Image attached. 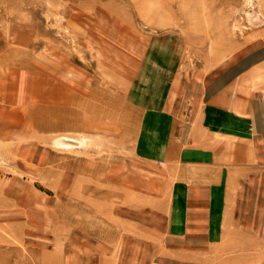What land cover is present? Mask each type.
Returning <instances> with one entry per match:
<instances>
[{
  "label": "rangeland",
  "instance_id": "374dc122",
  "mask_svg": "<svg viewBox=\"0 0 264 264\" xmlns=\"http://www.w3.org/2000/svg\"><path fill=\"white\" fill-rule=\"evenodd\" d=\"M230 73L224 96L254 121L264 0H0V84L19 88L0 132V264H39L78 221L66 212L119 232L116 264H264V143L242 170L175 159L185 92Z\"/></svg>",
  "mask_w": 264,
  "mask_h": 264
},
{
  "label": "crops",
  "instance_id": "0c3cea01",
  "mask_svg": "<svg viewBox=\"0 0 264 264\" xmlns=\"http://www.w3.org/2000/svg\"><path fill=\"white\" fill-rule=\"evenodd\" d=\"M227 75L208 84L205 89L192 88L189 93V90L185 92L187 97L185 105L176 115L179 126L175 159L178 164L208 165L206 160L213 158L214 161L226 165L222 167L225 170H242L253 160L256 162L260 160L259 156L257 158L255 148L258 145L261 147L264 143V109H255L254 121L249 122V105L246 98L230 90L233 98L227 102L224 94L229 90L227 80L231 79L232 73ZM233 77L234 75L232 79ZM3 85L0 84V132L6 130L7 118L15 114V105L19 104V99L7 96L8 90L18 91V86L10 85L9 89L7 85ZM255 105L259 106V103L256 101ZM196 106L197 109L194 111ZM9 107L14 110L10 112ZM189 123L192 126H189ZM249 123L254 125L252 132H249ZM9 127L15 129L14 126ZM209 167L211 166L202 168L195 166L196 170H208ZM36 215L33 213L31 218L33 220L39 218ZM83 215L74 214L72 218L70 213H65L63 216L65 219L78 221L71 222L74 226L69 233L57 239L56 235L48 239L54 243L40 246V251L48 252L46 255L38 256L39 264H116L117 252L121 249L119 232L114 231L113 227L110 231L106 230L101 217L89 219ZM91 219L101 220L93 222ZM32 225L34 229L35 223Z\"/></svg>",
  "mask_w": 264,
  "mask_h": 264
},
{
  "label": "bare ground",
  "instance_id": "6f19581e",
  "mask_svg": "<svg viewBox=\"0 0 264 264\" xmlns=\"http://www.w3.org/2000/svg\"><path fill=\"white\" fill-rule=\"evenodd\" d=\"M66 145V144H65Z\"/></svg>",
  "mask_w": 264,
  "mask_h": 264
}]
</instances>
